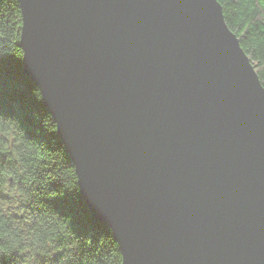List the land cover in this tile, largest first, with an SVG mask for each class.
Masks as SVG:
<instances>
[{"label":"water","instance_id":"95a60500","mask_svg":"<svg viewBox=\"0 0 264 264\" xmlns=\"http://www.w3.org/2000/svg\"><path fill=\"white\" fill-rule=\"evenodd\" d=\"M39 89L122 264H264V86L218 0H19Z\"/></svg>","mask_w":264,"mask_h":264},{"label":"trees","instance_id":"16d2710c","mask_svg":"<svg viewBox=\"0 0 264 264\" xmlns=\"http://www.w3.org/2000/svg\"><path fill=\"white\" fill-rule=\"evenodd\" d=\"M264 86V0H218ZM19 0H0V264H122L95 222L39 89L23 72Z\"/></svg>","mask_w":264,"mask_h":264}]
</instances>
